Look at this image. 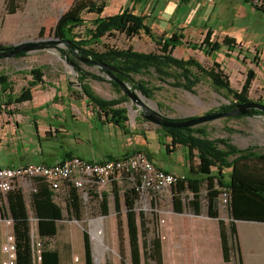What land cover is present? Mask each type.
<instances>
[{
    "label": "rangeland",
    "instance_id": "rangeland-1",
    "mask_svg": "<svg viewBox=\"0 0 264 264\" xmlns=\"http://www.w3.org/2000/svg\"><path fill=\"white\" fill-rule=\"evenodd\" d=\"M196 12L202 14L201 19H195ZM183 20L188 23L196 20L200 26L207 23L208 28L216 34L212 42H223L224 36L219 33L231 30L254 42L241 45L235 40L231 46L264 48L263 45L255 44L264 43V13L254 11L248 4H242V8L233 5L230 0L199 4ZM3 21L5 14L0 19V28ZM55 26L56 23H31L25 26L24 32L0 31V45L11 46L24 40L55 39ZM91 30L92 22L88 20L75 30L79 37L77 40L86 39ZM166 34L159 32L154 36L158 38ZM189 41L201 44L205 38L193 36ZM108 46L120 49L131 47L145 53L157 50L154 41L144 34L128 39L120 33L103 37L100 44H94L91 48L103 51ZM64 49V44L51 45L23 58L0 59V73L13 72L9 76L15 83L17 93L27 83L25 76L15 71L17 67L25 71L40 68L46 77L56 81L61 78L77 84L79 77L61 51ZM218 54L207 55L197 51L193 52V57L178 52L180 58L193 57L201 65L202 71L191 68V75L197 81L192 93L165 88L156 91L151 100L138 94L146 106L156 112L161 109L163 112L160 114L169 119L198 117L241 100L264 105V80L261 75L251 73L243 80L235 69L226 70L221 62L222 56ZM256 55L259 57V52ZM80 66L88 74L101 72L98 67H88L85 63ZM261 73L264 74V69H261ZM223 75L227 78H223ZM228 75L233 79L232 82ZM221 78L227 86H219L214 82ZM149 82L152 87L159 88L156 86L160 82L155 75H150ZM88 84L103 99H114L115 92L109 83L90 81ZM132 103L131 100L128 105ZM138 108L139 111L134 107L128 110L133 120L143 115L142 108ZM146 120L147 126L154 127L156 132L159 130V126ZM198 127L207 130L218 157L227 159L229 163L235 162L234 169L218 166L212 170L215 177L219 176L217 173L223 177L224 185L216 178L212 181L178 184L169 193L156 195L147 209L140 205L139 198L132 192L122 193L120 189L116 191L113 188L108 198L110 209L106 218L97 201L82 206L81 215L76 218L70 217L65 203L58 200L65 208V222L60 224L57 236L47 240L49 253H57L60 264H76V258L85 264H264V116L240 119L227 117ZM148 139L150 144L156 145L154 134H149ZM179 154L180 151L174 154L173 159L176 160ZM165 167L168 171L187 172L180 164L167 163ZM230 176L234 181L227 183L224 177L229 180ZM224 191L229 194L227 203H223ZM256 192L263 194V197ZM117 196L120 198V211L116 209ZM27 203L32 211L29 198ZM97 230L102 232V246L99 242L97 244L94 236Z\"/></svg>",
    "mask_w": 264,
    "mask_h": 264
},
{
    "label": "crops",
    "instance_id": "crops-1",
    "mask_svg": "<svg viewBox=\"0 0 264 264\" xmlns=\"http://www.w3.org/2000/svg\"><path fill=\"white\" fill-rule=\"evenodd\" d=\"M94 1L98 5L105 3V7L100 14L84 12L82 18L86 20L85 23L88 20L93 21L99 17L107 18L128 11L137 15V17L144 18L145 24L151 28L153 35L160 32L161 34L167 33L164 35L166 37H171L174 34L183 36L182 45L174 50V55L178 58H180L178 52L183 55L190 54L193 57V52L197 51L206 54L204 50L190 48V44L199 43L189 41V38L203 36L206 39L208 33H210L211 41H213L212 37L216 35L215 31L209 29L205 22L200 26L196 20H193L192 23L183 20L188 18L193 9L199 4H205L201 0ZM230 1L233 5H239L240 8H242V4H248L254 11L264 13L263 10L254 8L248 0ZM74 2L75 0H18V9L11 15L6 11L7 0H0V19L5 14V21L2 22L0 31L18 30L24 32L25 26L31 23H59L62 16L72 7ZM195 16V19L202 18V14L198 12L195 13ZM219 35L224 36V40L226 37L234 39V42L237 40L241 45L254 43L238 35L236 31L226 30L219 33ZM255 44L264 46V43ZM257 52H259V57L256 55ZM218 55L222 56L221 62H223L222 64H224L226 70L235 69L239 75H242L243 80L251 73L252 75H261L262 80H264V74H260L261 69H264L263 47L223 45ZM0 64H2V61H0ZM15 71L24 75L27 83L22 86L18 93L14 89V95L18 96L22 89H29L31 99L26 102L12 104L9 108L3 106L0 111V167L13 168L33 163L56 165L71 157H79L88 162H104L123 159L131 154L142 152L165 172L179 174L180 177L186 178L187 172L168 171L165 164H180L188 171L190 167L188 150L179 145L173 146L171 139L165 138V135L161 133L160 126L157 132L154 127L147 126L144 122L146 118L143 115L133 120L128 114L129 120L118 125L111 121V116L105 115L101 109L92 105V102L83 95L80 82L73 84L61 78L56 81L52 77H46L43 71L40 70L43 75L42 83L30 87V83L34 81L31 72L22 70L20 67H17ZM12 73L4 72L0 73V76L8 78L14 88L15 83L9 76ZM150 75L155 74L151 73ZM228 76L232 82L233 79L230 75ZM140 79L149 81L147 78H136V80ZM159 82L160 84L156 87L162 88L161 90L165 88L179 89ZM117 97L119 96L115 93L114 98ZM2 100H6L5 96L2 97ZM128 104L129 102L120 107L127 110H129L128 107H134L139 111L138 106L136 108L134 103L131 106ZM158 112L162 114L163 111L159 109ZM151 133L157 139L156 145L149 142L148 136ZM166 145H171V147L167 148ZM179 151L178 158L174 160V154ZM195 158L198 160L196 156ZM113 188L117 191L122 187L118 182L112 183L106 192L108 198L111 197ZM123 193H127L126 190ZM61 194L58 200L64 198L65 191ZM29 195L26 194V201L28 198L30 199ZM8 211L7 197L1 195L0 264L4 258L2 244L6 242L7 235L13 233V224H7L8 220L12 221ZM28 213L32 221V228L36 229L37 224L33 211L29 209ZM63 222L65 220L59 223V227Z\"/></svg>",
    "mask_w": 264,
    "mask_h": 264
},
{
    "label": "trees",
    "instance_id": "trees-1",
    "mask_svg": "<svg viewBox=\"0 0 264 264\" xmlns=\"http://www.w3.org/2000/svg\"><path fill=\"white\" fill-rule=\"evenodd\" d=\"M18 0H7L6 11L9 14H14L18 9ZM105 7V3L97 4L94 0H75L72 7L69 8L62 16L59 23H56L55 34L57 39L67 42L64 44L65 49L61 50L66 55L69 64L75 68V72L79 77L81 83L82 93L92 103V105L98 107L107 116H111V121L116 124H124L129 120L128 110L121 108L120 106L127 104L131 101V98L126 95L122 87L113 80V77L119 79L120 82L128 83L131 85V89L135 92L142 94L147 99H153L155 92L162 88L152 87L151 82L145 80H136L137 77L147 78L150 80V74L156 75L157 79L162 83H166L172 88H179L186 92H193L197 81L191 75V68L196 67L202 71L201 65L193 58L184 60L183 58L175 57L174 50L182 45L183 36L177 34L171 37H155L151 28L145 24L144 18L137 17L128 11L120 12L117 15L111 17H99L91 21L93 30H91L86 39H79L76 36L75 30L85 24V19L82 18L84 12H90L100 14ZM43 34V30L41 31ZM120 33L128 39L141 37L142 34L150 37L154 41L157 50L156 52H137L133 48L120 49L119 47H106L103 51H95L91 48L94 44H100L103 37ZM189 43V42H188ZM234 43V39L226 37L222 43L212 42L211 34L208 33L203 43L189 45L192 49L204 50L207 55L213 53H219L223 45L229 46ZM6 45H0L4 47ZM27 53H19L16 55V59L26 57ZM79 56L95 60L99 63H104L110 69H113L112 75L109 78L103 70L100 69V74H88L80 66L81 64L88 63L83 62ZM90 67V65H88ZM216 67H218L216 65ZM41 69L36 68L31 70V74L34 81L30 83V87L37 86L42 83ZM223 78H227L223 75ZM90 81H97L103 83H109L114 92L119 96L117 98L106 100L103 97L97 95L88 84ZM214 82L219 86H227L223 79H216ZM6 100H2V97ZM31 99L29 89H22L18 96L14 95V88L11 86L8 78L0 76V111L4 108H9L12 104L26 102ZM249 102V101H247ZM233 106L224 105L218 111H230ZM263 116L261 111L254 110L250 117ZM166 118V116H164ZM169 119L173 121H186L191 119ZM161 133L165 135V138H170L173 146L179 145L182 148L188 150V156L190 160V167L186 178H183L180 182L187 183L190 181L204 182L206 180H213L216 178L222 185L223 177L219 175L215 177L212 170L216 167L234 169L235 162H228L227 159L218 157L216 155L215 144L209 139V135L206 129L202 127H188V128H169L165 129L160 127ZM165 145V144H164ZM170 148L171 145H166ZM234 149L233 147H231ZM195 156L198 158V163L195 160ZM225 181L232 183L234 178L232 176L224 177ZM242 187L244 186L241 184ZM37 191L31 193L30 206L33 211V215L36 219V232L38 236L47 241L57 236L59 223L65 220V208L61 203H58V199L61 193H54L50 186L46 183H39L37 185ZM116 192V191H115ZM258 194V192H256ZM263 197V194H258ZM24 194L20 189L11 192L6 195L9 206V216L12 219L13 234L16 238L17 245V264H33L32 254V237L31 228L32 221L29 215V205L25 199ZM104 198L98 200L103 216L109 214V202L108 195L103 194ZM78 191L74 188H68L65 190V195L62 200L70 217H80L83 205L82 200L79 198ZM62 198V197H61ZM119 197L115 198L116 209L120 211ZM95 200L91 201L94 202ZM88 245V243H87ZM50 251V250H49ZM44 253L43 264H60V256L57 253Z\"/></svg>",
    "mask_w": 264,
    "mask_h": 264
},
{
    "label": "built area",
    "instance_id": "built-area-1",
    "mask_svg": "<svg viewBox=\"0 0 264 264\" xmlns=\"http://www.w3.org/2000/svg\"><path fill=\"white\" fill-rule=\"evenodd\" d=\"M201 1L214 4L220 0ZM248 1L254 8L264 11V0ZM114 182L121 185L122 193L126 190L137 196L144 209L148 208L156 195L167 194L178 184H183L179 182V174L165 172L142 152L104 162H88L71 157L56 165L33 163L13 168L0 167V196L19 189L24 194H31L37 191L39 183H46L56 194L68 188L76 189L86 207L93 200L101 201ZM228 200L229 194L224 191L223 203ZM7 224L12 225V221L8 220ZM31 237L33 264H43L44 253L50 250L48 243L38 236L35 228H31ZM16 243L15 235L8 234L6 242L2 244L4 258L1 264H17ZM75 263L85 264L79 258H76Z\"/></svg>",
    "mask_w": 264,
    "mask_h": 264
},
{
    "label": "water",
    "instance_id": "water-1",
    "mask_svg": "<svg viewBox=\"0 0 264 264\" xmlns=\"http://www.w3.org/2000/svg\"><path fill=\"white\" fill-rule=\"evenodd\" d=\"M67 42L59 40L57 38L55 39H38V40H30V41H22L15 45H6L4 47H0V59L5 58H15L16 55L19 53H27L31 54L35 50L41 49H47L51 45H61L66 44ZM83 62L88 63L90 66L98 67L99 69L103 70L104 73L110 78L113 72V69H110L107 65H104V63H99L95 60H91L82 56H79ZM74 68V67H73ZM113 80L117 82L122 88L123 92L128 95L134 105L140 106L143 110V116L147 119V121H150V123L156 124L160 127H164L165 129L169 128H188V127H195L202 125L206 122L210 121H217L223 118L229 117L230 119H239L241 116L249 117L250 114L254 110L261 111L262 115L264 116V105L257 102H247V103H241L237 104L234 109L231 111H219L215 113H209L204 114L201 116H194L189 120L186 121H173L166 119L163 115H161L159 112L151 110L148 106H146V103L143 101L141 96L135 92V90H132L131 86L128 83L120 82L119 79L116 77H113ZM131 109V107L129 108Z\"/></svg>",
    "mask_w": 264,
    "mask_h": 264
},
{
    "label": "bare ground",
    "instance_id": "bare-ground-1",
    "mask_svg": "<svg viewBox=\"0 0 264 264\" xmlns=\"http://www.w3.org/2000/svg\"><path fill=\"white\" fill-rule=\"evenodd\" d=\"M183 178L179 176V182L182 180ZM102 227V226H101ZM102 230V229H101ZM95 238L97 239V244L99 242V245L102 246L104 245L103 244V238H102V232H100L99 230L95 231V234H94ZM94 238V239H95ZM100 248V247H99ZM98 249V248H97ZM104 250V248L102 247V251ZM98 251V250H97ZM100 251V250H99ZM100 255V254H99ZM100 261V260H99Z\"/></svg>",
    "mask_w": 264,
    "mask_h": 264
},
{
    "label": "flooded vegetation",
    "instance_id": "flooded-vegetation-1",
    "mask_svg": "<svg viewBox=\"0 0 264 264\" xmlns=\"http://www.w3.org/2000/svg\"><path fill=\"white\" fill-rule=\"evenodd\" d=\"M244 102L247 103V101H245V100L238 101L237 103H235V104L232 105V106H233L232 109H234V107H235L237 104H241V103H244ZM232 109H231V110H232ZM231 110H230V111H231ZM216 112H219V111H216ZM209 113H215V112H209ZM209 113H206V114H209ZM244 117H245V116H241V117H239V119H240V118H244ZM245 118H247V117H245Z\"/></svg>",
    "mask_w": 264,
    "mask_h": 264
}]
</instances>
